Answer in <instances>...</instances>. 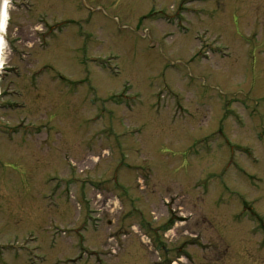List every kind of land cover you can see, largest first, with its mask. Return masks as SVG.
Listing matches in <instances>:
<instances>
[{"label": "rangeland", "instance_id": "374dc122", "mask_svg": "<svg viewBox=\"0 0 264 264\" xmlns=\"http://www.w3.org/2000/svg\"><path fill=\"white\" fill-rule=\"evenodd\" d=\"M20 1L0 264H264V0Z\"/></svg>", "mask_w": 264, "mask_h": 264}, {"label": "bare ground", "instance_id": "6f19581e", "mask_svg": "<svg viewBox=\"0 0 264 264\" xmlns=\"http://www.w3.org/2000/svg\"><path fill=\"white\" fill-rule=\"evenodd\" d=\"M7 17H8L7 16V6H6V3L4 2L2 13L0 16V56L3 50V32H4V29L6 28ZM0 67H1V60H0Z\"/></svg>", "mask_w": 264, "mask_h": 264}, {"label": "snow or ice", "instance_id": "6c2138e0", "mask_svg": "<svg viewBox=\"0 0 264 264\" xmlns=\"http://www.w3.org/2000/svg\"><path fill=\"white\" fill-rule=\"evenodd\" d=\"M4 2L6 3V2H7V0H4Z\"/></svg>", "mask_w": 264, "mask_h": 264}]
</instances>
